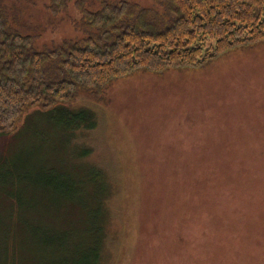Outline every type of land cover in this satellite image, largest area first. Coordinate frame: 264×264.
Returning a JSON list of instances; mask_svg holds the SVG:
<instances>
[{"label":"rangeland","instance_id":"374dc122","mask_svg":"<svg viewBox=\"0 0 264 264\" xmlns=\"http://www.w3.org/2000/svg\"><path fill=\"white\" fill-rule=\"evenodd\" d=\"M51 1L0 0L40 52L107 42L89 14L106 5L129 4L126 27L154 24L168 0ZM59 54L48 79L64 76ZM26 158L23 193L0 209L43 222L45 242L24 245L39 264H98L100 245L101 264H264V42L32 108L0 136V164Z\"/></svg>","mask_w":264,"mask_h":264},{"label":"trees","instance_id":"16d2710c","mask_svg":"<svg viewBox=\"0 0 264 264\" xmlns=\"http://www.w3.org/2000/svg\"><path fill=\"white\" fill-rule=\"evenodd\" d=\"M70 1L52 0V11L66 10ZM109 7L89 13L93 26L107 33L109 40L91 37L83 44L65 43L68 47L59 50V70L70 79L55 80L48 79L46 63L57 58L59 51L36 50L33 37L9 29L0 10V136L16 130L32 108L53 109L70 102L79 87L101 89L139 70L196 69L233 50L264 42V0H168L165 15L152 20L154 24L139 20V24L126 27L118 24L136 15L128 11L129 4L120 1L114 9ZM20 162L0 164V196L9 203L20 198L30 176L24 166L28 158ZM83 179L88 180L85 174ZM20 212L0 209V264H39L33 251H24V245L33 240L40 248V242H45L43 222L34 219L31 229L32 217Z\"/></svg>","mask_w":264,"mask_h":264}]
</instances>
